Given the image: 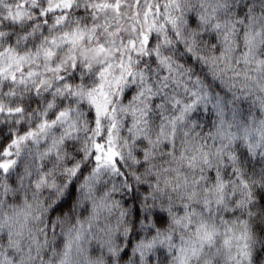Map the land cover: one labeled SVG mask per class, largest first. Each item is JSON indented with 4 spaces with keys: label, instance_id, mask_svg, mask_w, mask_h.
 I'll use <instances>...</instances> for the list:
<instances>
[{
    "label": "clouds",
    "instance_id": "1",
    "mask_svg": "<svg viewBox=\"0 0 264 264\" xmlns=\"http://www.w3.org/2000/svg\"><path fill=\"white\" fill-rule=\"evenodd\" d=\"M0 264H264V0H0Z\"/></svg>",
    "mask_w": 264,
    "mask_h": 264
}]
</instances>
